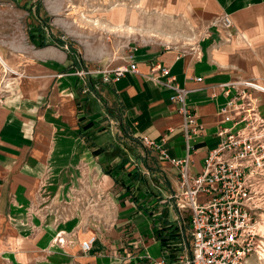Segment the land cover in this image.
I'll use <instances>...</instances> for the list:
<instances>
[{
	"label": "crops",
	"instance_id": "0c3cea01",
	"mask_svg": "<svg viewBox=\"0 0 264 264\" xmlns=\"http://www.w3.org/2000/svg\"><path fill=\"white\" fill-rule=\"evenodd\" d=\"M39 1L0 0V264L166 263L157 233L174 223L170 161L200 171L217 129L229 127L218 110L235 92L225 95L222 85L264 86V0H136L142 10L180 16L184 36L127 41L113 53L66 41L41 20ZM222 15L230 28L212 25ZM94 60L133 63L136 73L109 84L76 75ZM165 81L188 91L199 133H185ZM252 95L264 116V95ZM113 121L130 143L146 137L163 150H151L163 180L156 190L136 167L124 170L128 156L108 136ZM90 237L83 254L78 245Z\"/></svg>",
	"mask_w": 264,
	"mask_h": 264
},
{
	"label": "built area",
	"instance_id": "2783aa9c",
	"mask_svg": "<svg viewBox=\"0 0 264 264\" xmlns=\"http://www.w3.org/2000/svg\"><path fill=\"white\" fill-rule=\"evenodd\" d=\"M212 25L228 29L231 21L222 15ZM2 68L5 73L19 76ZM155 68L162 77L168 74L166 67ZM128 72L136 73L133 63L98 71L81 70L76 75L99 76L102 83L109 84ZM159 84L168 88L169 100L178 105L185 133H199L201 126L185 105L188 91L177 85L169 86L167 81ZM230 89L235 93L218 110L220 122L228 123L229 127L217 129L218 143L204 157L200 171L190 175L186 159L170 161L176 169V178L166 200L175 212L177 264H245L248 257L264 253V228L259 227L263 221L260 206L264 203L260 200L264 198V116L257 111V100L252 95L253 92L264 95V86L251 80L221 86L225 95ZM139 142L165 156L146 137ZM94 240L90 237L81 241L79 251L87 253ZM156 264L166 263L160 259Z\"/></svg>",
	"mask_w": 264,
	"mask_h": 264
},
{
	"label": "rangeland",
	"instance_id": "374dc122",
	"mask_svg": "<svg viewBox=\"0 0 264 264\" xmlns=\"http://www.w3.org/2000/svg\"><path fill=\"white\" fill-rule=\"evenodd\" d=\"M43 8L48 9V16H44ZM38 10L41 20H45L47 27L63 33L67 37L66 41L74 40L79 45L90 44L102 49L111 48L112 53L115 46L127 41H160L162 39L167 41L164 39H168L170 35L184 36L182 34L184 25L180 16L170 17L161 15L157 11L142 10L136 0H40ZM117 66L109 67L94 60L93 66L86 70L98 71ZM108 126L109 139L120 145L123 153L128 156L129 160L124 165V170H132L136 167L144 176L145 184L149 189L156 190L155 187L163 184V180L157 171L152 151L130 143L116 121ZM134 183L138 187L145 186L138 180ZM260 200L264 201V198ZM260 207L263 221L260 222L259 227L262 229L264 228V203ZM261 254L264 256V253H258L252 256L253 258L248 257L245 264H264V259H260ZM176 257L177 252L172 258L170 256L166 259V264L168 262L177 264Z\"/></svg>",
	"mask_w": 264,
	"mask_h": 264
},
{
	"label": "trees",
	"instance_id": "16d2710c",
	"mask_svg": "<svg viewBox=\"0 0 264 264\" xmlns=\"http://www.w3.org/2000/svg\"><path fill=\"white\" fill-rule=\"evenodd\" d=\"M44 43H36V46H42ZM157 239L160 246L167 250L169 257L175 255L178 250L177 233L172 224L167 225L165 228L157 233ZM170 262H168L169 264ZM174 264V263H170Z\"/></svg>",
	"mask_w": 264,
	"mask_h": 264
},
{
	"label": "bare ground",
	"instance_id": "6f19581e",
	"mask_svg": "<svg viewBox=\"0 0 264 264\" xmlns=\"http://www.w3.org/2000/svg\"><path fill=\"white\" fill-rule=\"evenodd\" d=\"M129 30H131V29H129ZM260 259L262 260V259H264V256H262V254H261V257H260Z\"/></svg>",
	"mask_w": 264,
	"mask_h": 264
}]
</instances>
